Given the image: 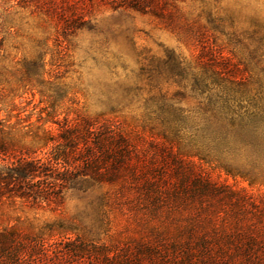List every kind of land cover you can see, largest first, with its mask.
Here are the masks:
<instances>
[{
    "label": "trees",
    "instance_id": "16d2710c",
    "mask_svg": "<svg viewBox=\"0 0 264 264\" xmlns=\"http://www.w3.org/2000/svg\"><path fill=\"white\" fill-rule=\"evenodd\" d=\"M111 1L160 10L158 0ZM53 16L64 38L83 20L67 6ZM207 66L166 50L147 71L134 125L103 112L74 120L48 113L58 131L42 130L47 156L0 163V197L59 204L70 192L84 209L35 235L0 230V264H264V191L214 179L206 168L264 186V93L240 90L246 83L224 67L207 76ZM160 75L179 89L164 91ZM114 214L130 220L125 236L114 231Z\"/></svg>",
    "mask_w": 264,
    "mask_h": 264
},
{
    "label": "rangeland",
    "instance_id": "374dc122",
    "mask_svg": "<svg viewBox=\"0 0 264 264\" xmlns=\"http://www.w3.org/2000/svg\"><path fill=\"white\" fill-rule=\"evenodd\" d=\"M157 4L160 10L142 13L116 7L111 0H0L1 164L47 156L51 144L42 146L40 136L43 129L58 131L48 116L53 111L59 120L103 112L134 125L149 91L147 71L166 57V50L183 64H208L212 69L205 67L207 76L216 73L214 67H224L246 83L244 88L239 84L240 90L264 93V0ZM59 6H67L69 13L76 9L83 18L66 38L58 35L61 23L52 17V9ZM158 80L170 94L179 89L164 75ZM112 107L122 111L111 113ZM206 168L214 179L254 193L264 191V186L248 187L240 178ZM83 209L70 192L59 204L2 196L0 230L35 235L47 223ZM114 223V231L129 233L125 215L114 214Z\"/></svg>",
    "mask_w": 264,
    "mask_h": 264
}]
</instances>
